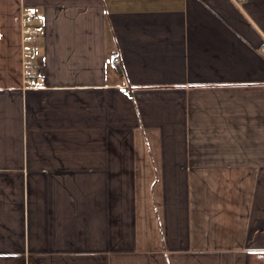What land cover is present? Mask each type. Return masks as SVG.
I'll list each match as a JSON object with an SVG mask.
<instances>
[{
	"label": "crops",
	"instance_id": "0c3cea01",
	"mask_svg": "<svg viewBox=\"0 0 264 264\" xmlns=\"http://www.w3.org/2000/svg\"><path fill=\"white\" fill-rule=\"evenodd\" d=\"M263 49L264 0H0V264H264Z\"/></svg>",
	"mask_w": 264,
	"mask_h": 264
},
{
	"label": "built area",
	"instance_id": "2783aa9c",
	"mask_svg": "<svg viewBox=\"0 0 264 264\" xmlns=\"http://www.w3.org/2000/svg\"><path fill=\"white\" fill-rule=\"evenodd\" d=\"M22 42L24 53V64L26 65L27 77L34 76V57L37 55L36 41L42 32L37 14L31 8L24 9L22 12ZM264 52V49H263ZM116 63L120 62L119 58L115 59ZM28 83H33L28 80Z\"/></svg>",
	"mask_w": 264,
	"mask_h": 264
}]
</instances>
